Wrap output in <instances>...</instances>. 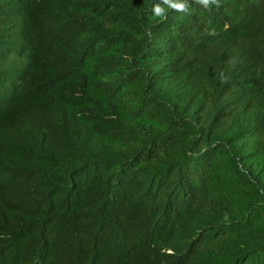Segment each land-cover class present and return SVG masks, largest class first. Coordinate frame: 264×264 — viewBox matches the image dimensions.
<instances>
[{"label":"trees","instance_id":"trees-1","mask_svg":"<svg viewBox=\"0 0 264 264\" xmlns=\"http://www.w3.org/2000/svg\"><path fill=\"white\" fill-rule=\"evenodd\" d=\"M0 264H264V0H0Z\"/></svg>","mask_w":264,"mask_h":264},{"label":"clouds","instance_id":"clouds-1","mask_svg":"<svg viewBox=\"0 0 264 264\" xmlns=\"http://www.w3.org/2000/svg\"><path fill=\"white\" fill-rule=\"evenodd\" d=\"M203 2H204L205 4H207V0H203ZM173 7L177 8V9H183V8H184V4H182V3H177V4H174ZM153 11H154L157 15H160V14H162V11H163V10H162L158 5H156V6L153 7Z\"/></svg>","mask_w":264,"mask_h":264}]
</instances>
